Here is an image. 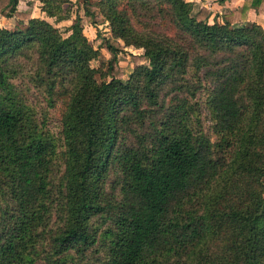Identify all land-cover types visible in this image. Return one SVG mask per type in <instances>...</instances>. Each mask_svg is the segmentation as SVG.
Masks as SVG:
<instances>
[{"label": "trees", "instance_id": "16d2710c", "mask_svg": "<svg viewBox=\"0 0 264 264\" xmlns=\"http://www.w3.org/2000/svg\"><path fill=\"white\" fill-rule=\"evenodd\" d=\"M68 1L41 6L65 19ZM17 4L0 0V14L26 19L0 26V264H35L37 248L55 264L94 245L105 257L85 264H264V28L247 19L264 0L221 21L191 0H83L66 33ZM153 9L182 40L133 24ZM104 20L113 56L98 81L83 27ZM123 45L143 50L127 79ZM23 57L34 86L62 101L59 136L14 82Z\"/></svg>", "mask_w": 264, "mask_h": 264}, {"label": "rangeland", "instance_id": "374dc122", "mask_svg": "<svg viewBox=\"0 0 264 264\" xmlns=\"http://www.w3.org/2000/svg\"><path fill=\"white\" fill-rule=\"evenodd\" d=\"M97 1V0H93ZM83 0H69L64 3L63 10L68 13L69 19L64 21H54L52 18L51 23L56 26L60 31L66 33L67 27L74 21L77 14L83 13ZM196 5H200L199 3H195ZM30 10L34 13L40 14V9H42L39 5V2L29 0ZM214 15H220L221 13L215 11V9H211ZM214 11V12H213ZM136 17L133 19V24L138 29L143 30H151L159 33L168 34V36L176 37L179 36L180 40L182 37L178 33V31L172 27L170 23L167 21L161 20L159 13L153 9L151 11H136L134 14ZM215 17V16H214ZM213 19H216L214 18ZM209 20H212L211 18ZM6 25V27H14L21 26L26 21L21 20L19 18L13 17L11 19H0V23ZM83 33L85 34L89 43L98 51L96 57L90 59V65L95 69L94 76L100 81L102 79H108V77L103 76V72L107 69V62L110 58H112L113 53L107 48L105 39L108 36H111V29L108 20H104L98 25L88 24L83 27ZM142 48L135 47L133 45H123V49H121L117 54L118 65L122 67V78L127 79L133 70L134 61L133 55L141 54ZM21 65L23 67L18 68L17 75L15 76L14 82L18 85L19 91L22 95L23 100L26 101L34 110V114L38 118L39 122L42 124L45 130H49L55 136H59L60 133V112H61V104L62 101L60 98H57L54 102H49L48 95L43 92V88L39 86H34L32 80H30V74L33 71L32 62L33 60L29 58L27 60L25 57L20 59ZM139 63L147 64L148 61L145 57L139 59ZM193 82L192 79L189 83ZM194 107H197L199 104H202L201 98H198V93L195 97H192L190 100ZM51 103V104H50ZM204 116V114H202ZM43 121V122H42ZM205 125L209 124V121L204 122ZM210 134H212L210 132ZM213 136V134L211 135ZM63 167V162L60 158H58L56 166L54 168L53 179L57 181L59 176V169ZM106 187L113 194H118L120 191V185L117 183V177L115 174L111 173L107 177ZM58 212L53 210L51 217L52 227L55 228V223L57 222ZM96 223L101 221V218L94 220ZM102 224V223H100ZM104 225L102 224L100 227L102 228ZM49 228V227H48ZM99 241V240H98ZM71 253H65L60 257L53 258L55 260V264H85L92 263L94 261H99L105 257L104 250H100L97 245H94L92 249L90 248L85 255L79 256L75 253V251H70ZM34 257L35 264H52V260L48 261L47 258L44 257V253L40 251L39 248L35 249V253H32Z\"/></svg>", "mask_w": 264, "mask_h": 264}, {"label": "crops", "instance_id": "0c3cea01", "mask_svg": "<svg viewBox=\"0 0 264 264\" xmlns=\"http://www.w3.org/2000/svg\"><path fill=\"white\" fill-rule=\"evenodd\" d=\"M33 1L39 2L40 6L42 4L41 0H33ZM191 1H193L194 3H199L200 5H206L210 9H213V10L215 9V11H218V12L222 13L225 10H228V9L233 8V7L241 5L244 0H225L222 3H219L217 0H191ZM17 8L19 10H23V11L29 12L32 17L45 18V19H47L50 22H51V20H50L51 18L54 21L56 20V21H59V22L71 18V17H67L65 19H56L55 16H48L43 9H40V14L39 13L34 14L30 10L29 0H18ZM211 16L212 17L215 16L214 18H216L217 21H221V16L219 14L218 15H214V13H212ZM13 17H16V18H19L21 20L26 21V19L20 18V17H18L16 15L3 16L2 14H0V19H4V20L11 19ZM247 19L249 21H255V22L259 23L264 28V8L262 6H260V5L259 6L257 5V6L250 7L249 10H248ZM0 26L6 27V25L3 24V22L0 23ZM7 28H10V27H7Z\"/></svg>", "mask_w": 264, "mask_h": 264}, {"label": "built area", "instance_id": "2783aa9c", "mask_svg": "<svg viewBox=\"0 0 264 264\" xmlns=\"http://www.w3.org/2000/svg\"><path fill=\"white\" fill-rule=\"evenodd\" d=\"M211 19L213 18L212 16L210 17ZM217 20V19H216Z\"/></svg>", "mask_w": 264, "mask_h": 264}]
</instances>
